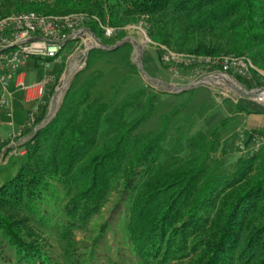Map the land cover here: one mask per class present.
I'll use <instances>...</instances> for the list:
<instances>
[{
    "label": "trees",
    "instance_id": "trees-1",
    "mask_svg": "<svg viewBox=\"0 0 264 264\" xmlns=\"http://www.w3.org/2000/svg\"><path fill=\"white\" fill-rule=\"evenodd\" d=\"M21 10L86 11L113 26L146 15L154 41L201 55L246 54L258 69L252 80L237 78L247 88L264 85V0H0V16ZM88 25L103 36L96 21ZM99 75L68 89L0 184V264H58L32 218L64 239L67 264H94L109 223H99L80 252L74 229L118 185L127 203L125 238L139 264H264V144L231 162L225 155L233 136L215 153L220 125L192 131L188 118L173 134L167 126L143 130L161 91L145 85L119 104L90 99ZM236 105L264 112L252 99Z\"/></svg>",
    "mask_w": 264,
    "mask_h": 264
},
{
    "label": "rangeland",
    "instance_id": "rangeland-1",
    "mask_svg": "<svg viewBox=\"0 0 264 264\" xmlns=\"http://www.w3.org/2000/svg\"><path fill=\"white\" fill-rule=\"evenodd\" d=\"M150 25L151 20L148 16H139L136 21L119 26V31L111 37H106L104 34L97 35L98 42L95 44L88 39L92 42L89 48L82 47L81 44L84 43L82 38L69 40L58 56V61L52 64L59 80L61 77L62 80L57 91L53 90L46 96L47 106L41 119L46 118L48 111L49 116L44 123L54 115L69 88L76 86L89 75L100 73L91 89L90 99L101 98L119 104L128 93L148 85L161 93L154 101L151 115L141 124V129L158 131L167 126L168 132L173 134L177 125L188 118L193 119L195 123L192 131L220 125L217 133L219 147L215 150V153L219 154L223 139L243 128L245 124L246 114L237 108L236 102L242 99L251 100V95L239 94L240 90L236 83H233L234 81L232 84L229 79L217 76L220 71L211 73L215 77L205 85L182 92L166 90L164 83L189 85L211 74L203 71L197 73L185 67L166 63L159 43L149 35ZM102 42L111 48L102 46ZM138 44L142 46L143 52ZM141 53L142 61H140ZM26 70L28 79L34 81L44 72L41 66L30 68L28 65ZM153 78L160 81H154ZM234 79L239 81L236 77ZM29 107L30 103L23 101L14 109L16 127L24 124ZM1 119L8 120L4 114L1 115ZM9 128L11 126L1 131L6 132ZM232 146L234 148L230 149L225 158L234 162L245 152L238 149L234 143ZM2 151L0 152V184L17 171L23 160V153L5 156L2 155ZM122 193L118 185L102 210L95 214L85 227L74 229L75 247L77 252H80L88 248L87 244L92 243L98 232L99 223H109L106 232L95 247L94 264H139L138 256L131 250L125 238L123 218L127 203L125 196L122 195L123 198L120 196ZM30 222L42 232L50 244L49 250L53 260L58 264H67L64 239L55 230L40 225L33 218Z\"/></svg>",
    "mask_w": 264,
    "mask_h": 264
},
{
    "label": "built area",
    "instance_id": "built-area-1",
    "mask_svg": "<svg viewBox=\"0 0 264 264\" xmlns=\"http://www.w3.org/2000/svg\"><path fill=\"white\" fill-rule=\"evenodd\" d=\"M90 21H96L106 37L115 35L120 29L97 14L86 11L46 14L21 10L0 16V123L4 114L8 118L6 123L11 126L6 132L0 129V145H4L2 155L25 153L24 143L48 119L49 111L46 118L41 119L47 106L46 96L53 90L57 91L62 80V77L59 80L52 64L58 61V56L71 39L82 38L85 44L81 45L87 48L92 46V42H98L96 33L88 25ZM159 46L164 61L169 65H178L197 73L220 71L229 82L236 83L239 94H250L251 99L258 103L264 101V85L247 88L234 79L237 76L253 79L254 70L258 68L248 55H201L177 51L162 43ZM28 65L44 69L39 79L27 78ZM15 90H21L24 101L30 103L25 122L18 127L14 125ZM263 144L264 128L251 131L248 135L239 133L234 140V145L248 154H254Z\"/></svg>",
    "mask_w": 264,
    "mask_h": 264
},
{
    "label": "crops",
    "instance_id": "crops-1",
    "mask_svg": "<svg viewBox=\"0 0 264 264\" xmlns=\"http://www.w3.org/2000/svg\"><path fill=\"white\" fill-rule=\"evenodd\" d=\"M33 68V67H30ZM27 78H28V71H27ZM182 92V91H180ZM24 94L21 90H15L14 93V109L18 108L21 105V102L24 101ZM25 102V101H24ZM28 103V102H26ZM246 114L245 124L243 128H239L236 132H234L231 136H233V140L237 138L238 133H244L248 135L251 131H255L261 128H264V112H254L249 110H243ZM6 117V116H5ZM7 120H2L0 123V129L5 130L9 125L6 123ZM227 138V137H226ZM225 139V138H224ZM223 139V140H224Z\"/></svg>",
    "mask_w": 264,
    "mask_h": 264
},
{
    "label": "water",
    "instance_id": "water-1",
    "mask_svg": "<svg viewBox=\"0 0 264 264\" xmlns=\"http://www.w3.org/2000/svg\"><path fill=\"white\" fill-rule=\"evenodd\" d=\"M138 45L143 52L142 46L140 44H138ZM102 46H104L106 48H111L110 46L106 45L103 42H102ZM140 61H142V53H141V60ZM140 64H141V62H140ZM217 76L222 77V78L224 77V75L221 73H219ZM214 77H215V75H208V76L202 77L198 81H196L192 84H189V85H176V84H172V83H164V85H165V89L168 91L180 92V91L192 89V88L200 86V85H205L208 83V81L212 80ZM152 80L160 81V80L154 79V78ZM261 104L264 106V101Z\"/></svg>",
    "mask_w": 264,
    "mask_h": 264
},
{
    "label": "bare ground",
    "instance_id": "bare-ground-1",
    "mask_svg": "<svg viewBox=\"0 0 264 264\" xmlns=\"http://www.w3.org/2000/svg\"><path fill=\"white\" fill-rule=\"evenodd\" d=\"M100 43V42H99ZM95 44V43H94ZM62 87V86H61ZM60 95V94H59Z\"/></svg>",
    "mask_w": 264,
    "mask_h": 264
}]
</instances>
